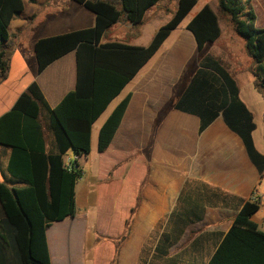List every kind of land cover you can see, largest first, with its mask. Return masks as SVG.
Here are the masks:
<instances>
[{"label":"crops","instance_id":"crops-1","mask_svg":"<svg viewBox=\"0 0 264 264\" xmlns=\"http://www.w3.org/2000/svg\"><path fill=\"white\" fill-rule=\"evenodd\" d=\"M244 1H249L256 15V28L263 29L264 0ZM148 12L139 26L123 20L114 24L101 43L119 42L105 40L114 29L128 38L121 43L147 47L162 27L143 37L141 29L145 28ZM189 22L184 26L181 23L117 97L132 95L109 148L94 157L100 129L109 116L97 127L95 142L94 126L104 112L92 126L87 164L82 165L81 158L72 151L64 156L65 162L77 160L80 166L76 206L81 197L86 210L76 209L74 216L48 228L51 264H88L82 239H70L64 234L86 227L89 214L100 208L107 213L128 215L120 232L105 235L112 240L101 241V246L110 244L114 248V260L109 259L106 264H208L244 204L252 199L260 202L252 221L264 231V168L260 171L252 161L242 137L228 127L221 113L202 131V119L194 107L176 108L202 57H214L237 82L240 99L256 125L252 132L255 150L264 157V92L256 86V77L250 71L252 63L247 64L237 55L243 45L232 26L224 32L220 24V38L199 52L195 37L187 28ZM95 24L96 15L74 0H25L23 12L8 28V71L5 78H0V117L34 82L51 109L74 91L76 52L64 55L39 73L34 47L40 39ZM41 120L46 147L54 154L57 149L49 131L50 115L43 111ZM10 157L11 148L0 145V183L18 188L21 186L14 184L8 172ZM137 165L145 170L139 180L131 177ZM55 227H60V232ZM0 264H21L1 206Z\"/></svg>","mask_w":264,"mask_h":264},{"label":"trees","instance_id":"trees-1","mask_svg":"<svg viewBox=\"0 0 264 264\" xmlns=\"http://www.w3.org/2000/svg\"><path fill=\"white\" fill-rule=\"evenodd\" d=\"M74 1L96 15L95 26L40 39L34 51L39 73L75 51V90L51 109L34 82L13 108L0 117V145L11 148L8 172L14 184L21 186L0 183V206L21 264H51L47 230L55 222L76 213V184L82 171L77 160L67 168L64 156L69 151L77 157L91 153L93 124L156 56L198 3V0H178L172 18L158 30L147 47H140L101 41L121 20L141 25L147 12L162 0ZM24 7L25 0H0V78H5L8 71V28ZM220 16L244 40L246 52L253 60L250 71L256 77V86L264 92V28H256V15L249 1L218 0L217 11L205 5L187 26L195 37L198 51L203 52L208 44L220 38ZM131 96L127 94L121 99L101 127L100 153L111 145ZM190 107L199 113L202 131L221 113L228 127L242 137L252 161L263 171L264 157L256 152L252 138L256 128L253 116L240 99L235 79L210 55L202 57L199 69L176 104L178 109ZM43 111L51 118L49 131L57 149L54 154L46 147L41 120ZM146 167L148 174V165ZM144 174L145 170L137 165L131 177L139 180ZM259 209L257 199L244 204L208 264H264V231L252 221Z\"/></svg>","mask_w":264,"mask_h":264},{"label":"rangeland","instance_id":"rangeland-1","mask_svg":"<svg viewBox=\"0 0 264 264\" xmlns=\"http://www.w3.org/2000/svg\"><path fill=\"white\" fill-rule=\"evenodd\" d=\"M205 5H210L212 8L216 9L217 11V5H218V0H198L197 5L194 7V9L191 11V13L184 19L183 21V26L186 25L200 10L203 8ZM119 8L120 5L118 4ZM177 9V0H162L161 2L158 3L153 9H151L148 12L147 15V20L145 22V28L143 30L141 29V33L143 37L145 36H150L151 34H154L156 30H158L161 26L166 24L173 16ZM221 21L220 24L222 26V30L226 32L230 27L231 24L225 21L221 16ZM241 40V43L243 45V49L241 51H238L237 55H239V58H244L247 64L253 63V60L248 56L246 49H245V42L244 40L239 37ZM105 40H116L119 42H127L128 38H126L123 34L117 33L114 29H111L105 36ZM172 40V39H171ZM170 40V41H171ZM168 42V44L170 43ZM240 49V48H239ZM243 56V57H242ZM121 98H117L114 100L110 107L105 111V113L99 118V120L96 122L94 126V140H97V134L96 130L97 127L109 116L111 111L117 106V104L121 101ZM98 150L94 146V157L97 156ZM93 157V156H92ZM82 165L87 164V156L82 155L80 156ZM87 168V165H86ZM86 176L82 180L83 183L86 181ZM82 181L79 182L78 188L81 186ZM93 186V185H92ZM77 211L78 212H83L86 210L85 204L81 203V197L77 198ZM128 217L126 214H118V213H107V211L101 210L99 212H93L89 214L88 217V224L86 227H80L76 231L74 230L73 233L72 231L69 230L64 234L65 237L70 236V239H74V237H78L79 240L82 239V242L85 243V255L88 264H106V262L111 259L113 261V253H114V248L112 246H109L110 244L103 245L101 246V241L102 240H108L105 235L112 236L115 233H118L121 231L123 224L122 222L124 221V217ZM85 226V225H84ZM60 227H55L56 232H60L59 229ZM71 234V235H70ZM111 238V237H110ZM112 240V239H109ZM121 243V239H120ZM118 243V244H120ZM121 245V244H120ZM132 253L133 251H131ZM127 254L129 253L128 250L126 252ZM133 254V253H132ZM149 264V263H148Z\"/></svg>","mask_w":264,"mask_h":264},{"label":"built area","instance_id":"built-area-1","mask_svg":"<svg viewBox=\"0 0 264 264\" xmlns=\"http://www.w3.org/2000/svg\"><path fill=\"white\" fill-rule=\"evenodd\" d=\"M72 162L73 160H68L67 162H65L66 167L70 169L72 167Z\"/></svg>","mask_w":264,"mask_h":264}]
</instances>
